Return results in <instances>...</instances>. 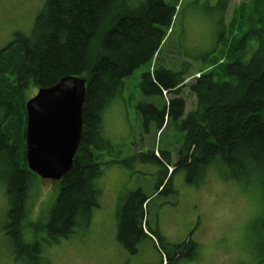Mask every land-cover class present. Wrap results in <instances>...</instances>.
Returning <instances> with one entry per match:
<instances>
[{"label": "trees", "instance_id": "16d2710c", "mask_svg": "<svg viewBox=\"0 0 264 264\" xmlns=\"http://www.w3.org/2000/svg\"><path fill=\"white\" fill-rule=\"evenodd\" d=\"M128 5L124 2L120 11L117 0H46L32 36L17 38L0 50V160H6L2 176L14 203L10 216L19 225L27 219L28 190L38 177L25 158V96L31 88H50L66 76L86 80L82 141L74 166L60 180L49 239L69 238L76 228H86L100 206L102 191L96 180L104 168L131 159L160 167L155 195L167 193L179 172L186 174L189 185L203 183L204 173L214 164L229 168L237 180L255 178L264 187V0H253L251 27L221 51L224 62L202 72L189 86L196 110L186 115V101L180 97L186 68L179 72L159 68L143 75L146 96H175L162 110L155 103L137 106L146 119L145 133L156 125L159 134L171 122L184 132L171 173V152L162 149L161 156L139 151L125 161L103 160L114 152L102 150L109 142L103 137L105 110L122 94L124 80L154 61L176 15V6L165 0H143L134 9ZM211 60L217 62L215 56ZM217 68L223 76H217ZM149 200L142 189L123 199L117 216L119 242L135 255L144 240L157 241L166 258L161 264H178L190 241L163 250L162 237L147 218ZM262 222L264 232V213Z\"/></svg>", "mask_w": 264, "mask_h": 264}, {"label": "rangeland", "instance_id": "374dc122", "mask_svg": "<svg viewBox=\"0 0 264 264\" xmlns=\"http://www.w3.org/2000/svg\"><path fill=\"white\" fill-rule=\"evenodd\" d=\"M124 2L134 9L143 0H117V9L121 11ZM165 2L176 6L170 31L154 61L127 77L122 94L105 110L103 137L109 142L102 150H114L111 156L104 155L106 161H125L139 151H154L156 156H161V149L170 151L171 173L184 132L171 122L159 134L156 125L145 133L146 119L137 106L155 103L162 110L175 96H146L141 88L143 75L159 68L176 72L186 68L180 97L186 101V115L196 110L197 100L189 86L202 72L224 62L221 51L249 30L253 0H226L225 9L224 0ZM45 5L46 0H0V50L17 38H30ZM214 56L217 62L210 61ZM215 72L223 76L220 68ZM38 91L31 88L24 101L27 103ZM5 161L0 160V264H161L166 258L157 241H141L138 253L132 255L118 239L119 206L138 189L150 197L147 218L150 228L160 233L163 250L168 252V246L190 241L186 256L178 264H264V187L255 178L235 179L226 166L209 167L204 173L206 179L197 186L189 185L186 174L179 172L167 193L161 195H155L160 179L158 165L131 159L108 166L95 182L102 191L100 206L84 225L87 227L76 228L69 238L55 240L48 238V224L60 181L32 179L26 201L28 216L19 225V220L10 216L14 203L2 176L7 170L2 168ZM144 231L147 233V228Z\"/></svg>", "mask_w": 264, "mask_h": 264}, {"label": "water", "instance_id": "95a60500", "mask_svg": "<svg viewBox=\"0 0 264 264\" xmlns=\"http://www.w3.org/2000/svg\"><path fill=\"white\" fill-rule=\"evenodd\" d=\"M86 80L63 77L26 104L28 169L44 180L60 181L74 166L82 141Z\"/></svg>", "mask_w": 264, "mask_h": 264}, {"label": "bare ground", "instance_id": "6f19581e", "mask_svg": "<svg viewBox=\"0 0 264 264\" xmlns=\"http://www.w3.org/2000/svg\"><path fill=\"white\" fill-rule=\"evenodd\" d=\"M115 1V0H114ZM92 45V44H91ZM135 72V71H134Z\"/></svg>", "mask_w": 264, "mask_h": 264}]
</instances>
